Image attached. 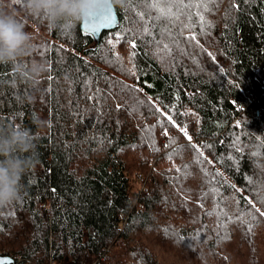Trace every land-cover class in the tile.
Segmentation results:
<instances>
[{"label": "trees", "instance_id": "1", "mask_svg": "<svg viewBox=\"0 0 264 264\" xmlns=\"http://www.w3.org/2000/svg\"><path fill=\"white\" fill-rule=\"evenodd\" d=\"M14 7L48 70L33 87L0 64V125L31 129L38 161L0 253L264 264V0H124L97 41Z\"/></svg>", "mask_w": 264, "mask_h": 264}, {"label": "clouds", "instance_id": "2", "mask_svg": "<svg viewBox=\"0 0 264 264\" xmlns=\"http://www.w3.org/2000/svg\"><path fill=\"white\" fill-rule=\"evenodd\" d=\"M124 0H23L26 16L46 23L53 29L75 27L101 11L107 4L122 6ZM17 0H0V64L11 65L15 74L35 87L47 72V65L33 60L26 63L34 48L33 35L14 5ZM21 100H33L25 95ZM37 136L20 124L0 125V209L22 200L23 176L33 170L38 161L34 150Z\"/></svg>", "mask_w": 264, "mask_h": 264}, {"label": "water", "instance_id": "3", "mask_svg": "<svg viewBox=\"0 0 264 264\" xmlns=\"http://www.w3.org/2000/svg\"><path fill=\"white\" fill-rule=\"evenodd\" d=\"M101 18L93 19L91 16L79 23L80 29L89 33L97 41L103 30L113 29L118 25L119 17L116 8L111 4H107L101 11ZM110 21V22H108ZM14 258L6 253H0V264H13Z\"/></svg>", "mask_w": 264, "mask_h": 264}, {"label": "snow or ice", "instance_id": "4", "mask_svg": "<svg viewBox=\"0 0 264 264\" xmlns=\"http://www.w3.org/2000/svg\"><path fill=\"white\" fill-rule=\"evenodd\" d=\"M101 16H102V13L97 12L96 14L92 15L91 17L93 19H99V18H101ZM108 22H110V21H108ZM192 39H195V36H193ZM133 46H135V45H133ZM49 78H51V77H49ZM164 134L167 135V132H165ZM185 135H187V133H185ZM262 215H264V213H262Z\"/></svg>", "mask_w": 264, "mask_h": 264}]
</instances>
